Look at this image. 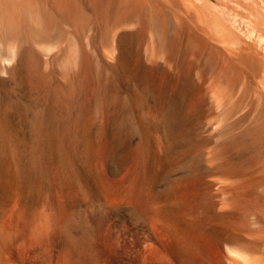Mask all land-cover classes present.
Segmentation results:
<instances>
[{"label": "bare ground", "instance_id": "6f19581e", "mask_svg": "<svg viewBox=\"0 0 264 264\" xmlns=\"http://www.w3.org/2000/svg\"><path fill=\"white\" fill-rule=\"evenodd\" d=\"M83 38L98 40L100 56L109 53L121 70L150 54L169 74L167 100L146 111L159 128L122 161L101 126L117 142L133 137L139 123L128 105H73L85 127L70 137L58 132L53 107L21 108L19 95L0 103V264H264V0H0V69L8 74L0 91L28 83L25 44H60L68 68L83 60ZM174 38L176 48V39L194 48L199 70L208 55L206 67L217 68L205 112L190 105L191 91L170 101L180 81L196 85L184 62L166 55ZM136 41L145 44L137 56ZM244 76L252 101L224 122L219 88L237 89ZM10 108L22 111L27 137L10 133ZM98 123L93 146L88 131Z\"/></svg>", "mask_w": 264, "mask_h": 264}, {"label": "rangeland", "instance_id": "374dc122", "mask_svg": "<svg viewBox=\"0 0 264 264\" xmlns=\"http://www.w3.org/2000/svg\"><path fill=\"white\" fill-rule=\"evenodd\" d=\"M170 39L167 41L166 55H168V57H170L171 59L175 58L177 61L184 62L183 71H186L187 69L186 71L187 74L189 72V74L191 73V75H193L192 77H194V80H195L194 82L196 84L192 90H188V88L189 89L192 88L191 87L193 86L191 84L192 82L188 80V78L184 80L185 82L180 81L179 85L176 88L177 91L175 90L173 92L172 96L170 97L171 99L170 101L176 102L179 100L178 95L181 92L186 91V94H187L191 91L192 94L191 93L190 94L191 95L194 94V95L193 97H191V95L190 97H188V99L190 98L189 100L190 105L199 104L198 106L200 110L202 112H205L208 108V101H206L203 97H204L205 92L206 91L208 92L211 89L210 88L211 79L216 76L217 68H213V69L208 68L209 67L208 64L210 63L211 57L210 55H208L209 57L205 55L206 56L205 68L204 70H201V69L199 70V68L200 67L202 68L203 65L200 64V66L198 65V68H197L196 63L193 62L194 55L192 52L194 51V48L190 46L192 48L189 47L187 49L186 48L187 46L182 39H176V42H178L177 43L178 48H176L177 46L175 45H174L175 47L173 46V44H176L175 38H174V42H171ZM180 40L183 42H181ZM85 41H86V38H83L81 39V44L78 45L76 43V46H79L76 48L80 50L79 52H83L84 54L83 60L80 59L81 57L77 58V62L79 65H77L76 62L75 63L72 62L71 67L68 66V68H66L67 66L65 65L64 62H62V59L60 57L59 49L61 47H57L60 44L59 45L58 43L57 44L56 43H53V44L52 43H42V44L27 43L25 44L24 51L27 55V62H26L27 64L25 66L24 77L25 79H27L28 83L25 84L24 82L22 84L20 83L15 84L14 81L7 82L6 85L8 86L7 88H9V91L8 92L0 91L1 101L3 97V101L2 102L0 101V103L1 104L4 102H5L4 104L10 103V101L13 100L15 95H19L21 99V106H20L21 108L25 105L27 106L28 103L32 104V106L34 107L33 109L35 111H38L39 109L45 106H49L51 108L53 107V109H55L56 118L58 120V124H57L58 132L60 133L61 131L62 135L68 134V136L70 137H74L76 135L77 130L76 128L74 129V126H76L77 129H78V126H81V124L85 127V122H83L85 121V119L77 118V112L72 109L73 105H76L78 103L104 104V102L105 104L108 102H112L116 104L123 103L125 105H128L130 106V110L132 111L133 115L135 116V118L138 120V123H139L138 131H135L133 137L126 138L125 139L126 142L124 140H123L124 142L123 141L117 142V140L112 136L111 131L107 129V127L101 126L103 128L102 132L106 134L104 136L109 137V139L107 138V140L108 141L110 140L109 143L110 145L113 146L112 148L115 154L119 156L122 161H125L128 159L129 152L131 151V148L136 142L138 141L147 142L149 139L148 138L149 132L154 131L159 128L154 123L151 122L150 118L146 116V111L152 110L154 104L156 102H159L161 99L167 100L169 96L168 93H169L170 86H171L169 85L171 84L170 83L171 79L168 76L169 74L165 73L161 65L155 66L153 64L154 63L152 60L153 58H151L150 54H148L147 58H144V60L138 61L139 63L135 61L133 63L134 66H131L130 70L128 68H126L125 70H121L117 66L110 64L114 60L112 61L111 55H109V53H108V56H106L105 58H102V56H100V53L102 52L100 49H102V47L98 44V40L92 42L94 45L92 43L90 45L85 43L84 45ZM172 41H173V38H172ZM169 43H171L172 45ZM144 46L145 44L143 41H136L132 45H130V50H132L134 55L137 56L140 53L144 52ZM179 47H181L180 51H179ZM174 48L177 50L173 51L172 49ZM176 51H178L179 53L178 52L176 53ZM184 54H185V57H184ZM184 58L187 59V61ZM183 60H185L186 62ZM11 61L12 60L4 59L2 63L4 66L7 67V66L12 65L13 61L12 63ZM90 61H92V64ZM160 61L162 62L163 60H160ZM190 62L194 63L193 66H191L192 64H190ZM186 65L188 68L185 67ZM5 69L6 68L4 67L3 69L2 68L0 69V74H1L0 77H7L8 74L6 73ZM197 72L200 74H198ZM248 72H252L251 68H248ZM160 74H161V77H160ZM77 75H79L80 78ZM260 78H261V74L258 75V77H256V79H260ZM243 79L241 83L238 84V88L240 86H241L240 88H242V89L239 88L240 93L239 92L236 93L238 88L237 89H235L236 87L228 88L226 84L220 86L219 88L221 95H223L224 97V103H225V109H220L222 111L220 112L222 116V121L224 122L230 123L235 118H238L241 115L244 116V110L248 107V104L252 101V98L254 96L253 95L254 91L248 80V76H246V78L244 76ZM244 83L247 85V87L246 85L244 86ZM197 84H200V85H197ZM0 86H2V82L0 83ZM76 86L78 88L80 87L79 88L80 90ZM243 87L245 89H243ZM2 93H3V96H2ZM194 97L196 99H194ZM6 100L8 102H6ZM215 108H213L214 110L213 115L216 114L215 111L218 109V108L216 109ZM16 110L17 109L10 108L7 110V113H6L7 123L9 126L10 133L20 138L27 137L30 134V130L21 120L20 114L22 111L19 112L20 109H18L17 111ZM213 115L204 116V120L206 121L208 120L207 123H211V122L214 123L213 124L214 126L215 122L213 121L214 120L216 121V119L213 117ZM211 118H213L212 119L213 121L212 120L210 121ZM244 118H246V116L243 117L242 120H244ZM245 121L247 120L245 119L244 122ZM108 130L110 132H108ZM88 133L90 134L91 144H93L94 146L96 143H98V140L100 137L99 135L100 124L98 123L97 125H95V127L93 129H90ZM170 175L171 174L165 177L166 179L164 178L163 180L160 181L159 185H161L160 186L161 188H163L165 183L170 180L169 179Z\"/></svg>", "mask_w": 264, "mask_h": 264}]
</instances>
